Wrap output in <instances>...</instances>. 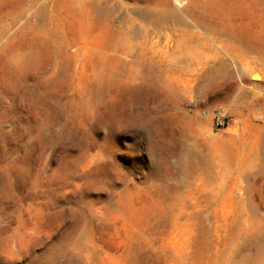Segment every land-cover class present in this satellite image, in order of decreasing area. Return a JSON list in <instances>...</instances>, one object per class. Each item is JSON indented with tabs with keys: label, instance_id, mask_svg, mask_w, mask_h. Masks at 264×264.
<instances>
[{
	"label": "rangeland",
	"instance_id": "1",
	"mask_svg": "<svg viewBox=\"0 0 264 264\" xmlns=\"http://www.w3.org/2000/svg\"><path fill=\"white\" fill-rule=\"evenodd\" d=\"M96 3L0 0V264H264V0Z\"/></svg>",
	"mask_w": 264,
	"mask_h": 264
},
{
	"label": "bare ground",
	"instance_id": "2",
	"mask_svg": "<svg viewBox=\"0 0 264 264\" xmlns=\"http://www.w3.org/2000/svg\"><path fill=\"white\" fill-rule=\"evenodd\" d=\"M87 2H88V4H87L88 5L87 6V20H86L87 27H88L87 32L89 34H91V35L95 34L98 30H100L102 33L106 32V34L108 35L107 43L103 47H104V50L110 51L111 47H112L111 42H113L114 38H116V33H115L116 31L113 29L112 20H105V24H101V20H97L98 17H99V13H100L98 5L96 3L97 0H87ZM144 14H145L147 19H149L151 17H155L156 18L153 21V23H147L149 25L146 27V28H150V26H152L153 27V29H152L153 31H161V29H163L162 24L166 23V21L169 20L167 17L163 16L162 13H160V14H158V13L151 14V13H149L147 11ZM173 17L174 18L172 19V17H171L170 20H175V22L176 21L180 22L179 20H181V19L179 17H177V16H173ZM131 23H132V21H131ZM195 27H196V29L198 28L200 30L206 31V35H207V37L209 39L212 38V37H221L222 36V37H225V39L227 38L229 40H232V41L236 42L237 44H239L241 46V50H245L244 49V39L241 38L240 36H237V35L231 34V33H225V32H223L221 30L213 28L210 25H206L204 23H201L200 21L196 22ZM200 30H196V31H193L192 33H189L192 36V38L194 40L193 42L195 44H197V39H205V37H203V34L200 32ZM55 33L56 32H55V24H54V27L51 30V32H47L46 31V35L43 36L44 37L43 38L44 42H48L51 45L55 46V42H56L55 41ZM50 34L54 35V37L52 36L53 39H51L52 42H51V40L48 39ZM93 38L94 37L92 36L91 39H93ZM229 42H231V41H229ZM148 49L149 48H146V50H148ZM246 50L248 51V48H246ZM150 52H151V50H150ZM124 53H128L129 54L130 50L129 49H125ZM156 56L157 55H156L155 51H153L152 54H150L149 52L143 51V53H139L137 55L138 61H136L133 64L138 66L139 68H144V67L149 68L150 67V70H155L157 65L159 63L163 62V59L158 60ZM195 56H196V58L194 59V63H195L194 64V68L197 65L200 66L199 69H205L206 67H210L211 66V60L212 59L211 60L208 59V58H211L210 56L201 55V54H199V55L196 54ZM106 58H108V59H106ZM118 63L119 62H118V60L116 58H111L110 55L108 53H106L104 58H103V60H102V62H101V65H103L105 67H111V71L112 70L115 71V68H116ZM225 68H226V64L225 63L215 64L214 67L211 66V70H209V72H207L204 75V79L206 81L213 80L217 74L224 73L225 72Z\"/></svg>",
	"mask_w": 264,
	"mask_h": 264
},
{
	"label": "built area",
	"instance_id": "3",
	"mask_svg": "<svg viewBox=\"0 0 264 264\" xmlns=\"http://www.w3.org/2000/svg\"><path fill=\"white\" fill-rule=\"evenodd\" d=\"M216 118V126L219 129H222L225 127L226 125V121L225 118L223 117L222 113L220 111H218L215 115Z\"/></svg>",
	"mask_w": 264,
	"mask_h": 264
}]
</instances>
